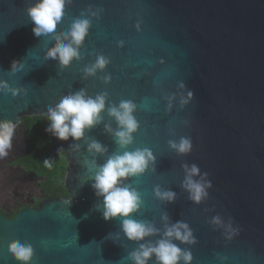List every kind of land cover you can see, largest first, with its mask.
Listing matches in <instances>:
<instances>
[{
    "label": "water",
    "instance_id": "95a60500",
    "mask_svg": "<svg viewBox=\"0 0 264 264\" xmlns=\"http://www.w3.org/2000/svg\"><path fill=\"white\" fill-rule=\"evenodd\" d=\"M34 2L0 0V79L28 89L16 97L0 93V119L15 122L27 109L47 110L82 88L91 96L107 91L109 101L117 104L122 99L143 104L136 113L141 128L129 150L151 148L157 165L156 173L130 181L145 201L134 218L162 228L160 216L167 211L173 222H188L199 243L179 246L191 247L193 264H264V0H73L62 31L90 5L104 11L101 19H93L81 49L84 59L63 71L44 59L54 46L51 37L32 31L26 8ZM120 40L123 48L117 46ZM92 53L111 59L110 84L99 79L107 73L83 79V67L94 62ZM14 60L25 62V68L10 74ZM181 81L195 97L184 109L177 103L169 113L163 96L176 92ZM104 119L109 122L107 113ZM87 135L108 146V154L116 151L103 125ZM179 136L193 141L187 156L168 147V140ZM73 143L72 138H56L50 153L63 149L67 155L73 200L26 210L14 222L0 215V264H18L7 249L14 239L33 244L32 264H119L137 246L124 237L118 218L103 219L97 209L102 198L83 167L87 145L79 142L76 151ZM106 159L107 154L98 162ZM183 163L209 173L213 188L200 205L190 202L180 187ZM157 184L175 191L176 202L157 200ZM216 214L239 226L231 241L208 223ZM110 233L119 234L120 241L106 239Z\"/></svg>",
    "mask_w": 264,
    "mask_h": 264
},
{
    "label": "clouds",
    "instance_id": "9594fccd",
    "mask_svg": "<svg viewBox=\"0 0 264 264\" xmlns=\"http://www.w3.org/2000/svg\"><path fill=\"white\" fill-rule=\"evenodd\" d=\"M73 0H35L26 8L30 22L34 25L32 31L35 36H50L54 46L47 49L45 60L55 62L61 71L69 68L74 61H81L84 56L81 49L84 47L93 19H101L104 11L102 7L90 5L87 10L81 11L67 28L63 30L67 7ZM59 26V30H58ZM137 30L140 25L137 23ZM118 47L123 48L125 41H118ZM94 62L83 67V79L97 77L98 73H107L111 59L98 53H92ZM163 63V61H161ZM25 62L14 60L10 74L21 72ZM104 84L112 82V75L107 73L99 77ZM28 89L13 87L8 80L0 79V93H11L13 97L22 92L26 95ZM195 93L187 89L184 82H179L177 91L165 94L166 111L171 112L177 103L184 109L194 99ZM143 104H137L131 99H122L119 103L109 101L107 91L89 95L86 88L69 92L62 96L54 106L49 105L47 116L50 120L46 129L54 137L67 141L72 138L77 143L71 145V150L79 151L84 141L87 145V156L83 159V167L90 173L88 180L93 181L92 188L102 203L97 209L102 212L105 221L119 219L120 230L128 241L137 245L122 258L119 264H193L194 255L191 247L182 248L179 245L195 246L199 243L190 224L184 220L173 222L167 211L160 216L162 228L148 220H137L134 216L141 212L145 201L141 192L130 181L144 176L149 171L156 173L157 156L149 147H136L135 136L141 128L136 113ZM107 113L109 122H105ZM111 121H115L113 127ZM103 125V131L112 138L116 151L109 153V148L98 139L88 136L97 126ZM16 131V122L11 119H0V159L6 158L13 148V138ZM176 136L174 130H170ZM168 147L178 156H187L193 151L191 137L179 136L178 139H169ZM63 149H60L61 151ZM103 163L98 157L105 156ZM52 159H45L46 166H51ZM184 179L180 187L188 194V200L200 205L209 199V189L213 183L208 172H202L195 164L183 163ZM157 200L172 204L177 200V193L170 188L157 184L153 189ZM71 203V201H70ZM69 203V205H70ZM208 223L222 233L225 240L231 241L240 232L238 225L229 217L227 220L220 214L212 216ZM152 237H159L151 239ZM106 239L120 241L119 234L110 233ZM179 242V244L177 243ZM11 258L18 264H32L35 257V248L32 243L18 239L11 240L7 246ZM224 259H227L224 257Z\"/></svg>",
    "mask_w": 264,
    "mask_h": 264
},
{
    "label": "bare ground",
    "instance_id": "6f19581e",
    "mask_svg": "<svg viewBox=\"0 0 264 264\" xmlns=\"http://www.w3.org/2000/svg\"><path fill=\"white\" fill-rule=\"evenodd\" d=\"M35 116H47V110L32 108L17 114L13 148L4 160L0 159V175L4 178V183H1L3 178L0 183L14 187L10 198L0 199V215L4 220L14 222L18 214L26 210L37 212L55 203L73 200L68 188L70 165L65 151L57 150L49 155L48 159H52L51 166H46L44 160L38 162L30 157L29 122L23 119ZM55 143L56 137L51 145L53 148ZM43 155L42 157L45 156Z\"/></svg>",
    "mask_w": 264,
    "mask_h": 264
},
{
    "label": "trees",
    "instance_id": "16d2710c",
    "mask_svg": "<svg viewBox=\"0 0 264 264\" xmlns=\"http://www.w3.org/2000/svg\"><path fill=\"white\" fill-rule=\"evenodd\" d=\"M23 121L29 122V127H28L29 136L28 137L31 140V144L28 147V150L31 153L30 157L38 162L40 160L41 161L45 160L46 158L48 159L49 158L48 155L51 153L50 150H52L51 148H53V146L51 145L54 144V137L49 132L46 131L50 123L48 116L25 117ZM44 150L45 152H42ZM43 153L45 156L43 155ZM34 155L36 158L33 157ZM42 155L44 157H42Z\"/></svg>",
    "mask_w": 264,
    "mask_h": 264
},
{
    "label": "rangeland",
    "instance_id": "374dc122",
    "mask_svg": "<svg viewBox=\"0 0 264 264\" xmlns=\"http://www.w3.org/2000/svg\"><path fill=\"white\" fill-rule=\"evenodd\" d=\"M5 159V158H4ZM3 159V160H4ZM2 176L0 175V180H2ZM4 181V178H3V180H2V182L1 183H4L3 182ZM0 183V184H1ZM3 185V186H2ZM1 187H0V199L1 200H6L7 198H10V196L14 193V187L13 186H9V185H4V184H1L0 185ZM2 188V189H1ZM12 189V190H11ZM4 190V191H3ZM3 194V195H2Z\"/></svg>",
    "mask_w": 264,
    "mask_h": 264
}]
</instances>
